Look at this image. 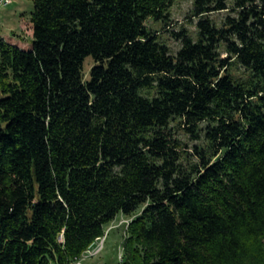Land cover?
I'll return each instance as SVG.
<instances>
[{
	"label": "trees",
	"instance_id": "trees-1",
	"mask_svg": "<svg viewBox=\"0 0 264 264\" xmlns=\"http://www.w3.org/2000/svg\"><path fill=\"white\" fill-rule=\"evenodd\" d=\"M32 2V48L0 40V264H71L120 214L123 264H264V0H194L174 54V0Z\"/></svg>",
	"mask_w": 264,
	"mask_h": 264
},
{
	"label": "rangeland",
	"instance_id": "rangeland-1",
	"mask_svg": "<svg viewBox=\"0 0 264 264\" xmlns=\"http://www.w3.org/2000/svg\"><path fill=\"white\" fill-rule=\"evenodd\" d=\"M194 0H174L170 9V19L173 21L169 28L163 30L162 22L154 23L153 20L147 21V28L153 32H158L161 40L171 49L174 54L180 50V43L176 42L171 36L170 31L179 32L185 28L191 35L195 36L197 32L196 24L198 18L191 17ZM32 0H10L8 5H1L0 8V40L16 46L24 51L32 48L33 26L31 17L33 13ZM234 15L232 12L213 13L210 18L214 23L220 25L228 15ZM222 58H227L226 54ZM93 66L91 58L85 61L84 72L88 78V72ZM171 137L184 141L188 146L184 149L188 153L192 152L198 142L189 141L182 131L173 129ZM131 217L118 215L117 218L105 227L106 235L104 248L102 252L94 257L84 261V264H120L119 257L123 252V242L126 235V228L130 223Z\"/></svg>",
	"mask_w": 264,
	"mask_h": 264
},
{
	"label": "built area",
	"instance_id": "built-area-1",
	"mask_svg": "<svg viewBox=\"0 0 264 264\" xmlns=\"http://www.w3.org/2000/svg\"><path fill=\"white\" fill-rule=\"evenodd\" d=\"M10 3V0L9 1H3V5H8ZM2 5V6H3ZM1 8V6H0ZM129 224V223H128ZM108 234L105 233L104 237L102 238H99L95 243L94 245L86 252L83 254V256L81 257V259L71 263V264H84V261L87 260V259H90V258H94L96 256H98L103 248H104V241H105V238H106V235ZM119 263L120 264H123V256H122V253L119 257Z\"/></svg>",
	"mask_w": 264,
	"mask_h": 264
},
{
	"label": "bare ground",
	"instance_id": "bare-ground-1",
	"mask_svg": "<svg viewBox=\"0 0 264 264\" xmlns=\"http://www.w3.org/2000/svg\"><path fill=\"white\" fill-rule=\"evenodd\" d=\"M3 1H9V0H0V6L3 5Z\"/></svg>",
	"mask_w": 264,
	"mask_h": 264
}]
</instances>
